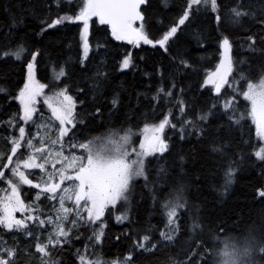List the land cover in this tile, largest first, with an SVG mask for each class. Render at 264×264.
Returning a JSON list of instances; mask_svg holds the SVG:
<instances>
[{
  "label": "trees",
  "instance_id": "16d2710c",
  "mask_svg": "<svg viewBox=\"0 0 264 264\" xmlns=\"http://www.w3.org/2000/svg\"><path fill=\"white\" fill-rule=\"evenodd\" d=\"M217 2L223 23L218 26L216 14L210 8L207 11L201 8L190 21L179 27L169 41L167 52L158 45L134 47L126 41H116L112 39L110 29L93 17L89 28V57L81 64L80 24L65 21L55 28L47 27L57 17L77 13L76 4L67 0H60L59 4L57 0H0V88L6 90L0 92V154H10L11 138L19 136L18 128L10 126L9 121L24 126L26 134L28 129L33 136L36 133L34 124L24 125L18 119L20 107L14 101L27 78L30 54L36 51L39 52L36 79L47 86L46 91L66 87L77 99V111L87 126L80 125L76 129L74 140L93 139L121 129H131L138 135L146 124H158L170 111L169 119L177 125L175 130L165 128L169 150L163 158H159V154L156 158H148L152 163L147 186L144 178H138L133 183L128 203L118 206L119 210L113 209L111 214L105 213L101 240L97 242L93 238V227L80 226L70 234L67 244L53 251L54 261L81 264L79 252L86 261L99 260L100 264L124 262L129 256V264H181L183 252L194 236L189 227L194 215L204 221L200 235L204 247L199 251L207 264H213L214 253L223 247L220 241L226 237L264 236V198L258 195L264 190V161L254 154L262 142L255 136L250 117L242 121L241 127L233 125L229 130L228 119L223 116V103L232 97H235V114H246L250 103L239 91L247 90L249 82L256 83L264 76V44L258 42L251 50L245 42L248 35L264 27L259 24V19L264 17V0ZM240 2L252 15L235 24L229 20L230 10ZM186 4L187 0H149L142 7L149 37L160 39L176 25ZM225 36L232 44L233 72L229 85H225L222 94L217 96L212 86H205L203 82L219 60V45ZM20 45L25 48L21 60L3 56L4 51L15 50ZM127 53L133 56L132 65L121 69V61ZM181 59L188 60L191 67L183 68ZM61 67L65 75L56 80L53 69L58 72ZM242 75L244 79H241ZM162 87L175 95L165 97L160 93L161 98L154 100ZM113 97L119 98L116 107L111 103ZM181 99L186 105V115L182 119L196 120L204 135L193 132L180 138L182 119L178 101ZM97 107L102 114H95ZM37 108L38 116L45 117L49 113L44 104ZM210 109L212 114L207 120H198L199 115ZM38 116L37 123L40 122ZM213 146H222V152H213ZM25 153L26 145L18 150V158H23ZM161 166L166 173L158 175ZM229 166L236 172L232 183L226 186L225 172ZM178 182L185 185L188 208L182 210V226L173 234L174 239L163 242L160 233L168 230L163 204ZM36 191L22 187L26 203L34 200ZM51 203L42 196L39 206L47 213ZM125 209L129 219L118 223L115 216ZM95 227L98 229L99 224ZM30 228L36 232L31 223ZM45 228L43 236L46 238L51 227ZM213 234L218 238L214 239ZM144 235L150 237L147 250L137 247ZM0 238L7 246L18 249L15 264H41V256L35 249L36 241L31 237L0 228ZM153 244L157 247L152 248Z\"/></svg>",
  "mask_w": 264,
  "mask_h": 264
},
{
  "label": "snow or ice",
  "instance_id": "6c2138e0",
  "mask_svg": "<svg viewBox=\"0 0 264 264\" xmlns=\"http://www.w3.org/2000/svg\"><path fill=\"white\" fill-rule=\"evenodd\" d=\"M60 0H57L59 4ZM149 0H83L79 11L73 15L57 17L47 24L48 28H55L65 21H79L83 27L80 31L82 47L81 64L89 57L90 39L89 26L92 18L95 17L100 25H106L110 29L112 39L126 41L127 44L139 47L141 44L157 45L168 51L169 41L174 37L181 25L196 15L201 8L207 11L209 8L215 13L217 25L223 23L220 15V5L217 0H187L183 14L178 23L166 31L160 39L153 40L145 31V16L142 14L141 6ZM71 3V0H69ZM252 15L244 10V4L238 3L230 10L229 20L238 24L244 17ZM137 22L139 26H137ZM259 24L264 25V17L259 19ZM249 48L254 50L257 43L264 44V27L259 32L252 33L246 37ZM99 47V45H98ZM220 61L214 71L206 74L203 84L212 85V90L219 96L225 85H229V77L233 72L232 44L227 36L220 41ZM25 48L18 46L15 50L9 49L3 52L4 57L21 60ZM31 59L27 62V78L23 87L19 89L14 97L19 101L20 113L18 119L24 125L34 124L36 133L33 136L31 130L19 124L10 126L18 128L19 136L11 138L10 154H0V180H5L7 188L0 190V228L9 232H20L31 237L35 243L36 253L41 256V264H59L52 259L54 250L68 243L73 230L80 226L93 227V238L99 242L103 236L105 227L103 218L105 213L111 214L113 209L119 210L118 206H124L129 201L133 183L138 178H144L150 182L149 165L152 163L149 157L163 158L168 152L169 145L166 142L165 128L176 129L169 116L171 111L159 124H146L141 131L142 139L139 148L133 146L131 129L109 131L107 134L88 140H74L76 129L80 125L87 126L85 120L80 117L77 111V99L69 94V90L60 88L51 95L45 93L47 87L36 79L37 57L39 52H31ZM133 62L131 53H127L121 61V69H128ZM180 65L188 69L191 64L188 60L181 59ZM54 79L59 80L65 75L63 67L57 72L53 69ZM241 79H244L243 75ZM173 88L175 83H173ZM6 91L0 88V92ZM160 93L165 97H172L175 94L165 91L162 87L158 90L154 100L161 98ZM239 94L244 100L250 102V109L246 114L239 116L235 114V97L227 99L223 103V116L228 119L229 130L233 125L237 128L242 126V121L250 117L251 124L255 127V136L262 142L259 150L255 151L258 160L264 161V78L258 83L249 82L247 90H240ZM43 97V104L50 112L45 121L44 116H38L37 104ZM112 106L119 103L118 97H113ZM185 101H178L181 119L185 112ZM216 108V105H213ZM95 114H102L99 107ZM94 114V115H95ZM212 114L210 109L207 113L198 116V120H207ZM93 115V119H94ZM37 116L41 123H37ZM15 119V117H14ZM120 131L124 134L120 135ZM193 132L204 135L203 129L199 127L196 120H183L179 127V135L184 139L185 135H192ZM38 140L39 146L36 141ZM22 142H24L22 144ZM28 148L26 158H18V150L25 146ZM213 152H222V146H213ZM181 159H183L181 157ZM7 161L6 163L4 161ZM49 167L51 170H49ZM39 169L41 175L36 181L30 178V170ZM11 176H8V171ZM236 169L229 166L225 172V185L232 183ZM166 173L161 166L158 175ZM27 185L29 189H35V198L32 202L26 203L22 198V186ZM259 197L264 198V190L259 191ZM51 203L50 210L46 213L39 206L41 197ZM166 215L167 231H161L160 237L163 242H171L174 233L182 226L180 215L182 210L188 208V201L185 197V185L178 182L173 191L168 194L163 204ZM15 213H21L22 218H17ZM115 219L121 223L129 219L127 209ZM30 223L35 226L36 232L30 228ZM99 224L97 229L95 226ZM45 226H50L51 231L46 238L43 232ZM190 231L194 234L191 245L183 252L184 260L181 264H207V261L200 254V248L204 247L200 239L204 230V221L199 215L191 218ZM213 238L218 237L213 234ZM158 241L157 243H160ZM150 237L144 235L142 242L137 247L147 250ZM223 247L219 249V255L224 259L222 264H236L240 257L249 259V264H257L255 256L264 257V236L256 237L249 234L242 238L226 237L220 241ZM31 245H29L30 250ZM153 244L152 248H156ZM18 249L15 246H7V242L0 238V264H15V257ZM81 264H100L99 260L86 261L85 256L77 253ZM6 257V258H5ZM131 256L127 257L122 264H129ZM112 264H117L113 261ZM175 264V262H174Z\"/></svg>",
  "mask_w": 264,
  "mask_h": 264
},
{
  "label": "rangeland",
  "instance_id": "374dc122",
  "mask_svg": "<svg viewBox=\"0 0 264 264\" xmlns=\"http://www.w3.org/2000/svg\"><path fill=\"white\" fill-rule=\"evenodd\" d=\"M67 2H69V0H67ZM71 2L72 3H74V4H76L77 6H78V11H79V6H81V4H82V2H83V0H71ZM77 11V12H78ZM79 24H80V27H81V29H82V27H83V25H82V23L81 22H79ZM89 28H90V26H89ZM81 50H82V47H81ZM220 58L221 57H219V60H218V62H217V64H216V66L219 64V61H220ZM216 66H215V68H216ZM215 68L214 69H212L211 71H214L215 70ZM262 78H264V76L262 77ZM39 81V80H38ZM260 81V80H259ZM258 81V82H259ZM258 82H256V83H258ZM42 83V82H41ZM212 86V85H211ZM46 89H47V87L45 88V93L46 94H48V95H51L54 91H56V90H58V89H53V90H51V91H46ZM19 92V91H18ZM18 94V93H17ZM14 101L18 104V106L20 107V105H19V101L18 100H16L15 98H14ZM250 103V102H249ZM40 104H43V97H41V100H40V103H38L37 104V107H38V105H40ZM45 106V105H44ZM45 108L47 109V107L45 106ZM48 110V109H47ZM49 111V110H48ZM51 114H50V112L44 117V120L46 121L47 119H48V117L50 116ZM39 123H41V121L39 122ZM159 124V123H158ZM150 125H152V124H150ZM17 133H19V132H17ZM124 133H120V135H123ZM143 137H142V135H141V132L138 134V135H133L132 136V142H133V146L134 147H136L137 149L139 148V143H140V141H141V139H142ZM36 143H37V146H39V144H38V140L36 141ZM11 147H12V145H10V147L8 148V151H10V149H11ZM28 148L26 147V153H25V155L23 156V158H26L27 157V155H28ZM23 158H20V159H23ZM49 170H51V168L49 167ZM8 171V176L10 177L11 176V172L9 171V170H7ZM31 171V173H32V175H30V178L31 179H33L34 181H36L37 179H38V177L41 175V173H40V170L39 169H35V170H30ZM6 179H7V177L5 178V180H2V182L0 183V190H3L4 188H7L8 186H7V183H6ZM24 186H27V185H24ZM23 187V186H22ZM22 198H23V196H22ZM15 215H16V217L19 219V218H22V216H21V213H15ZM6 258V257H5ZM255 260H256V262H257V264H262V261L264 260V257H261V256H259V255H257V256H255ZM117 262V264H122V262L123 261H119V260H117L116 261ZM112 264V263H111ZM213 264H214V259H213Z\"/></svg>",
  "mask_w": 264,
  "mask_h": 264
},
{
  "label": "clouds",
  "instance_id": "9594fccd",
  "mask_svg": "<svg viewBox=\"0 0 264 264\" xmlns=\"http://www.w3.org/2000/svg\"><path fill=\"white\" fill-rule=\"evenodd\" d=\"M214 264H222V261H223V257L219 255V250H217L215 253H214ZM236 264H249V259L246 258V257H240L237 261H236Z\"/></svg>",
  "mask_w": 264,
  "mask_h": 264
},
{
  "label": "flooded vegetation",
  "instance_id": "af4514ba",
  "mask_svg": "<svg viewBox=\"0 0 264 264\" xmlns=\"http://www.w3.org/2000/svg\"><path fill=\"white\" fill-rule=\"evenodd\" d=\"M72 3V2H71ZM56 19V18H55ZM75 22H78L79 23V21H75ZM140 23V22H139ZM139 23H137V26H139ZM5 171H7V170H5ZM2 182V180H0V183Z\"/></svg>",
  "mask_w": 264,
  "mask_h": 264
},
{
  "label": "water",
  "instance_id": "95a60500",
  "mask_svg": "<svg viewBox=\"0 0 264 264\" xmlns=\"http://www.w3.org/2000/svg\"><path fill=\"white\" fill-rule=\"evenodd\" d=\"M144 5H145V4H144ZM144 5H142L141 8H142ZM142 14H143V12H142ZM137 23H139V22H137Z\"/></svg>",
  "mask_w": 264,
  "mask_h": 264
}]
</instances>
